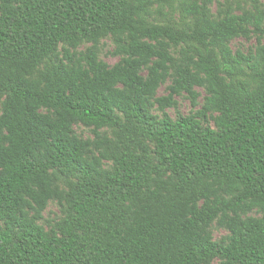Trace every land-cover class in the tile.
<instances>
[{
    "label": "trees",
    "instance_id": "16d2710c",
    "mask_svg": "<svg viewBox=\"0 0 264 264\" xmlns=\"http://www.w3.org/2000/svg\"><path fill=\"white\" fill-rule=\"evenodd\" d=\"M242 1L0 0V264H264V3Z\"/></svg>",
    "mask_w": 264,
    "mask_h": 264
},
{
    "label": "rangeland",
    "instance_id": "374dc122",
    "mask_svg": "<svg viewBox=\"0 0 264 264\" xmlns=\"http://www.w3.org/2000/svg\"><path fill=\"white\" fill-rule=\"evenodd\" d=\"M219 1H224V0H214L212 4V8L214 11L217 10L218 2ZM264 3V0H261ZM245 0L242 1L244 3ZM264 41V38L262 39V42ZM91 43H84L81 46H79L78 50L83 51L87 47H89ZM258 45V38L257 36H253L251 38H245V37H237L231 41V46L234 51L237 49H241L244 52H248L250 49H255L256 46ZM115 48V45L111 39V37L103 38L100 43H99V57L100 59L104 60L107 62L109 65H114L120 60V57L117 55L113 54V50ZM170 83L167 82L163 84L157 93V96H163L168 93L167 91V86ZM197 90L200 92V96L198 98V105L193 106L191 99L189 98L187 93H182L179 96H176V99L178 101V106L176 107H169L167 109L169 115L173 118L176 119L178 117V112H181L183 115H189L192 112H195L196 109L200 108L203 104L204 97H205V91L202 87H197ZM1 103V99H0ZM155 113L158 115H161V112L159 109H155ZM76 132L85 137H93V132L91 128L83 125V124H77L75 126ZM60 214L59 212V207L55 202H50L48 208L44 211V218L41 220V223L44 224L47 228L49 226V223L54 221L58 215ZM253 214L257 215L255 212ZM212 233L214 236V239L216 240H221L225 236H227L228 231L225 228L219 227L217 223L215 222L212 226Z\"/></svg>",
    "mask_w": 264,
    "mask_h": 264
}]
</instances>
